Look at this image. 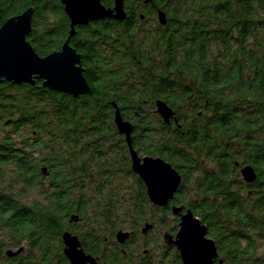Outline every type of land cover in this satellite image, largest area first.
Returning a JSON list of instances; mask_svg holds the SVG:
<instances>
[{"label": "trees", "instance_id": "1", "mask_svg": "<svg viewBox=\"0 0 264 264\" xmlns=\"http://www.w3.org/2000/svg\"><path fill=\"white\" fill-rule=\"evenodd\" d=\"M129 1L124 20L78 25L70 38L88 93L51 90L39 79L0 83V247L26 245L0 264H70L65 230L99 263L153 264L125 245L146 222L160 235L170 209L151 204L131 170L113 103L132 124L136 152L180 173L170 204L201 218L218 257L264 264V0H150L166 22L149 18L147 26ZM29 6L27 40L39 55L59 49L70 28L60 0H0V26ZM156 100L175 111L169 123ZM243 164L254 168L253 183L239 178ZM124 228L131 235L119 244ZM165 248L159 264H181L175 247Z\"/></svg>", "mask_w": 264, "mask_h": 264}, {"label": "water", "instance_id": "2", "mask_svg": "<svg viewBox=\"0 0 264 264\" xmlns=\"http://www.w3.org/2000/svg\"><path fill=\"white\" fill-rule=\"evenodd\" d=\"M60 2L69 18V32L60 48L46 55H39L27 40V35L31 31L32 6L10 16L0 26V83L27 82L35 85L36 80L39 79L43 86L73 96L90 91V86L83 75L81 54L70 44V38L78 25H86L105 18L124 20L127 17L124 0H113V5L110 7L103 5L100 0H60ZM157 19L161 25L165 24L166 18L162 10L158 11ZM113 106L115 107L113 123L117 132L124 137L129 151L131 170L144 183L149 202L160 208L169 207L171 214L178 218L175 233L168 230L163 232L164 244L167 247H175L181 264H231L218 257L215 241L208 236L207 225L200 217L194 215L184 204H170L182 182L180 173L159 156L138 154L131 143L132 124L122 118L115 103ZM155 106L156 113L165 123H169L175 111L162 100H156ZM239 172L246 183H253L257 176L254 168L249 164L240 166ZM152 226V223L146 222L141 227V231L145 233ZM130 235V231L120 229L116 232L115 239L119 244H123ZM61 239L63 253L70 264H99L91 254L82 249L76 234L65 230L61 234ZM24 248V244L15 248L8 247L4 249L3 255L7 258L14 257Z\"/></svg>", "mask_w": 264, "mask_h": 264}, {"label": "rangeland", "instance_id": "3", "mask_svg": "<svg viewBox=\"0 0 264 264\" xmlns=\"http://www.w3.org/2000/svg\"><path fill=\"white\" fill-rule=\"evenodd\" d=\"M147 26V21L143 24V26ZM239 178L242 180L241 174L239 173ZM119 181L121 183H130V179L129 178H121L119 179ZM251 192V191H250ZM155 215V217H160V216H164L162 212L158 211V212H154L153 213ZM176 217L174 215L171 214V212L167 213L165 215V226L161 227V233L160 235L157 233L156 230H149L146 233H142L140 228L141 226L138 228L137 232H135V234H133L134 239H131L129 241H127L125 248H128L130 251H132V253L134 254H138L139 252L141 253L143 249L145 248H151V253H145V254H150V258L153 261V264H159L160 262L158 261L159 258L162 255V252L164 250H166L165 247H167L162 239V232L166 231L169 229V226L172 225L174 223L173 218ZM124 230H130L127 228H124ZM158 237L157 241H155V239ZM160 238V240H159ZM171 249V248H170ZM173 253V250H167V254L166 257L168 258L171 254ZM259 255H264V242L261 243L259 251H258ZM166 264V262L164 263Z\"/></svg>", "mask_w": 264, "mask_h": 264}, {"label": "flooded vegetation", "instance_id": "4", "mask_svg": "<svg viewBox=\"0 0 264 264\" xmlns=\"http://www.w3.org/2000/svg\"><path fill=\"white\" fill-rule=\"evenodd\" d=\"M129 3H130V7H129V10L133 13V15H139V18L140 19H142V20H144V22H146V21H149V18H151V19H156L157 21H158V19H157V13H158V11L160 10V9H158V8H156V7H153L152 6V4H150V0H130L129 1ZM124 9H125V12H126V15H127V9L125 8V6H124ZM160 24V23H159ZM164 25V24H163ZM130 237V236H129ZM24 244V243H23ZM25 245V244H24ZM6 248H8V247H4V248H1L0 247V256H2V257H5L4 255H3V251H4V249H6ZM12 248H15V247H12ZM25 248H26V245H25ZM25 248H24V250H25ZM24 250L20 253V254H18V255H16V256H14V257H17V256H19V255H22V254H24L23 252H24ZM143 255H147V254H145V253H147V250L146 249H143V251L141 252ZM132 256H134V257H136L137 256V254H134V253H132ZM94 257V256H93ZM5 258H7V257H5ZM11 258H13V257H11ZM95 258V257H94ZM96 259V258H95ZM96 261H97V259H96ZM98 262V261H97ZM99 263V262H98ZM99 264H102V263H99Z\"/></svg>", "mask_w": 264, "mask_h": 264}]
</instances>
